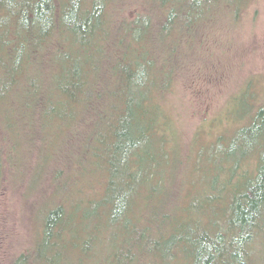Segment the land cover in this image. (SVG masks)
I'll return each instance as SVG.
<instances>
[{
	"label": "trees",
	"instance_id": "16d2710c",
	"mask_svg": "<svg viewBox=\"0 0 264 264\" xmlns=\"http://www.w3.org/2000/svg\"><path fill=\"white\" fill-rule=\"evenodd\" d=\"M252 1L139 0L130 19L119 0H0V180L53 191L15 264L264 262V107L199 153L203 191L180 198L192 142L168 148L164 109L185 113L203 31Z\"/></svg>",
	"mask_w": 264,
	"mask_h": 264
},
{
	"label": "rangeland",
	"instance_id": "374dc122",
	"mask_svg": "<svg viewBox=\"0 0 264 264\" xmlns=\"http://www.w3.org/2000/svg\"><path fill=\"white\" fill-rule=\"evenodd\" d=\"M138 1L119 0L130 19L137 18L141 10ZM200 40L196 51L200 55L191 61L192 65L188 64L177 86L185 113L170 105L164 108L170 120L168 148L176 142V129L184 133L185 152L192 142L191 159L184 162L182 171L185 186L179 180L176 187L179 198L189 190L191 196L203 191L194 176L199 153L222 138L226 148L234 145L236 133L248 127L258 109L264 107V0H253L236 25L222 16L216 27L203 31ZM255 165L256 160H250L252 174L256 172ZM4 173L0 180V264H15L33 247L44 206L53 191L47 180L42 189L29 192V171L15 178L6 165ZM257 262L264 264L260 258Z\"/></svg>",
	"mask_w": 264,
	"mask_h": 264
}]
</instances>
